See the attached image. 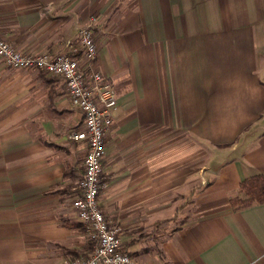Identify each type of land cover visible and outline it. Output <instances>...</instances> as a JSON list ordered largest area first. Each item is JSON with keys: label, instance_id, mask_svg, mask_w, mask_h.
I'll use <instances>...</instances> for the list:
<instances>
[{"label": "crops", "instance_id": "crops-1", "mask_svg": "<svg viewBox=\"0 0 264 264\" xmlns=\"http://www.w3.org/2000/svg\"><path fill=\"white\" fill-rule=\"evenodd\" d=\"M84 26L116 93L98 201L129 264H264V202L227 205L264 173V0H0L22 52L64 51ZM81 122L61 77L0 64V264L92 249L70 204Z\"/></svg>", "mask_w": 264, "mask_h": 264}, {"label": "built area", "instance_id": "built-area-1", "mask_svg": "<svg viewBox=\"0 0 264 264\" xmlns=\"http://www.w3.org/2000/svg\"><path fill=\"white\" fill-rule=\"evenodd\" d=\"M68 45V49L54 54L29 53L0 37V64L20 70L38 69L61 77L70 106L81 112L80 127L68 134L70 139H79L86 145L78 191L70 204L75 216L86 226L93 246L85 256L64 259L60 264H129L120 226L107 219L98 201L99 192L107 186L102 161L105 137L117 104L115 89L108 76L92 65L98 46L90 26L81 27L75 43Z\"/></svg>", "mask_w": 264, "mask_h": 264}, {"label": "trees", "instance_id": "trees-1", "mask_svg": "<svg viewBox=\"0 0 264 264\" xmlns=\"http://www.w3.org/2000/svg\"><path fill=\"white\" fill-rule=\"evenodd\" d=\"M238 192V195L229 198L233 209L264 202V173L243 179L239 184Z\"/></svg>", "mask_w": 264, "mask_h": 264}, {"label": "rangeland", "instance_id": "rangeland-1", "mask_svg": "<svg viewBox=\"0 0 264 264\" xmlns=\"http://www.w3.org/2000/svg\"><path fill=\"white\" fill-rule=\"evenodd\" d=\"M6 67V66H5ZM238 195V194H237ZM231 208H232V204L230 202H228V204ZM182 216H184V214H182L181 216H179V219L174 221L173 225L176 226L178 222L181 223V221H183V219L181 218ZM179 224V223H178Z\"/></svg>", "mask_w": 264, "mask_h": 264}]
</instances>
